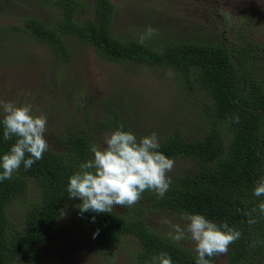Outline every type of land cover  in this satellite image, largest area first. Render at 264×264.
<instances>
[{"label":"trees","instance_id":"obj_1","mask_svg":"<svg viewBox=\"0 0 264 264\" xmlns=\"http://www.w3.org/2000/svg\"><path fill=\"white\" fill-rule=\"evenodd\" d=\"M39 1L52 8V15L42 20L29 14L14 28L44 41L60 64L70 59L65 38L71 36L93 46L103 58L170 69L180 93L200 112L196 130L172 126L159 137L158 150L168 158L194 163L188 174L169 175L171 184L163 198L145 191L138 203L113 208L112 213H81L82 201L77 198V218L97 247L108 250L121 235L130 234L140 243L137 264L153 261L161 252L173 264H196V253L147 224V212L161 209L180 215L199 213L218 224L227 222L241 232L229 245L227 262L264 264V214L258 209L264 196L253 194L257 181L264 179V43L164 36L155 45L112 35L108 22L113 8L108 0H92L91 10L84 0ZM198 94L209 102L199 100ZM74 111L75 121L54 134L55 148L49 147L30 168L21 164L10 180L0 181V264H11L55 230L70 176L94 156L91 144L121 124L129 129L114 109L100 111L95 118L89 102L75 105ZM12 143L4 140L0 126V154ZM30 180L37 189L33 196L27 194ZM14 201L23 208L19 223L9 216ZM253 208L257 210L251 212ZM249 219L255 223L249 224Z\"/></svg>","mask_w":264,"mask_h":264},{"label":"rangeland","instance_id":"obj_2","mask_svg":"<svg viewBox=\"0 0 264 264\" xmlns=\"http://www.w3.org/2000/svg\"><path fill=\"white\" fill-rule=\"evenodd\" d=\"M84 1L91 10L92 0ZM108 1L113 8L108 30L114 36L126 35L155 45L164 36L228 44L245 38L264 43V0ZM52 13V8L39 0H0V100L31 104L33 114L45 116L49 147L57 146L54 134L75 121L74 106L89 102L94 105L95 118L100 111L114 109L138 139L152 132L159 139L172 126L196 130L200 112L180 93L170 69L112 61L71 36L65 38L70 59L60 64L44 41L14 28L20 27V19L29 14L45 20ZM198 96L209 102L202 94ZM106 135L97 141L98 145L103 146ZM193 168L191 160H174L168 176L188 174ZM36 193L30 180L27 194ZM77 198L67 195L61 206L66 214H59L55 230L42 244L23 251L11 264H137L135 254L140 243L130 234L121 235L108 250L97 247L86 225L77 218ZM22 210L17 201L9 206L13 222H20ZM182 217L161 209L150 210L145 216L150 227L166 236L168 228L161 221L168 219L184 227L187 221ZM179 245L195 253L191 239ZM212 264H229L226 254L214 257Z\"/></svg>","mask_w":264,"mask_h":264},{"label":"clouds","instance_id":"obj_3","mask_svg":"<svg viewBox=\"0 0 264 264\" xmlns=\"http://www.w3.org/2000/svg\"><path fill=\"white\" fill-rule=\"evenodd\" d=\"M0 126L4 140H14L8 151L0 154V181H3L10 180L21 164L27 169L42 159L49 143L45 137L47 118L33 114L31 104L0 100ZM159 148L156 132L138 139L133 131L119 125L104 137L103 146L91 144L93 158L81 163L69 178V198L81 199L78 205L81 213H112L116 206L131 207L145 191L163 198L171 184L168 173L174 167V160ZM253 194L264 196V179L257 181ZM258 209L264 214V201L258 204ZM256 210L253 208L251 212ZM251 212L247 215L251 216ZM65 214L60 211V215ZM182 218L187 221L184 227L168 219L161 223L167 226L169 238L177 244L187 239L194 242L196 264H212L208 258L226 254L229 245L241 236L240 230L227 222L218 224L199 213L184 214ZM248 223L253 224L255 220L249 219ZM153 264H173V261L161 252L153 257Z\"/></svg>","mask_w":264,"mask_h":264}]
</instances>
